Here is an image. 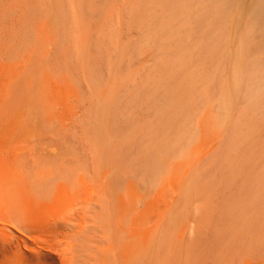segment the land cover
Returning <instances> with one entry per match:
<instances>
[{
  "label": "rangeland",
  "instance_id": "374dc122",
  "mask_svg": "<svg viewBox=\"0 0 264 264\" xmlns=\"http://www.w3.org/2000/svg\"><path fill=\"white\" fill-rule=\"evenodd\" d=\"M49 1L0 0V109L7 108L5 111L0 110V115L3 116L2 118L0 116V138L3 136L1 139L4 137L8 139L4 138L3 142L0 139V146H2L0 149H4L0 150V180L2 179L0 208L6 212L3 213L6 216L13 215V221L11 217L8 218L14 222L21 220L20 216L23 212L20 210L21 207L26 208V204L28 207L25 212L27 214L33 212L31 209L34 205H31L28 200H26L28 203L21 200L23 197L19 195L20 193L18 194L20 192L18 189V192L16 191L18 197H16L15 186L18 183L20 185L21 182L24 184L30 179L33 182L36 178L41 180L48 172L49 175L45 176V180L48 177L47 183H43L45 186L42 183L41 186H35L40 185L38 180L34 185L33 182L26 181L24 186L26 185V188L32 184L34 187L31 185V188L33 187L35 192L37 187L41 189L40 187L43 186V190L39 191L37 188L38 194L42 195L41 191L47 192L48 186L54 184V188L49 186L51 190H55L53 193L49 191L53 197L48 192L44 193L46 196L51 195L50 200L54 198L53 204L52 202L50 204L59 210L55 211L51 205L49 206L51 210L47 208L49 215L46 213L40 216L39 214L40 217L36 216V218L43 222L51 217L54 219L53 216H59L64 210L66 212L71 210L74 213V222L68 224L71 227L68 225L64 227V230L60 231L63 233L58 236L64 237H62L64 243L67 242L65 238L71 240L77 238L75 242V239L72 242L85 243L80 251L82 259L87 252L89 254L86 256L89 255L91 258L93 253L94 255L97 253L96 255L100 258L107 257V262L111 259L110 264H112L115 259L111 255L114 253L113 256H115L119 251L118 243L126 242L122 245L123 250H120V255L124 256L127 251L131 253L128 248H131L133 253L138 250V246L137 249L134 248L135 245L131 241L133 238L136 240L139 234L145 235L147 232L150 235L146 234V236L149 237L143 236V238L144 240L147 238L149 242L143 241L142 235L139 236L140 239H137L138 244L141 239L143 241L141 244L145 245L146 242V247L139 244L143 253L142 249L137 253L134 252L137 259L135 262L141 254H145V250L147 253L141 256L146 259L140 262V257V260L136 262L138 264H148V262L149 264H264V36L258 35L262 33L251 22L252 0H245V7L242 6L240 9L225 4V1L230 3L228 0H57L54 2L57 6L54 8L55 4L51 1V7L48 6ZM236 11H238L237 14ZM54 17L62 23V26L58 22V24L55 23L57 26L55 28L61 27V33H63L61 29L65 28L63 35L57 33L59 30L54 31L53 23L55 20L58 21ZM56 33L59 35H57L58 38L64 37H60V40L55 37ZM68 36L72 39H67ZM54 38L60 40L56 42L59 46L55 45ZM53 45L57 46L55 49L57 53L52 51ZM7 47L11 48L10 50L14 49L10 52ZM6 49L12 58L18 56V53L20 56L23 55L20 61L17 60L19 58L17 56L16 60L13 59L15 64L17 63L15 61H18L17 67L11 61V56L8 57L7 51L4 52ZM13 51L16 52L13 54ZM44 51L47 53L49 51L50 54ZM41 53L47 55L43 59L49 55L50 59L53 61L54 57L55 61L46 59L43 62L41 59L40 65ZM3 55L7 56L4 58ZM56 55L63 60L62 64ZM1 58L10 59L2 61ZM21 59L25 61L21 63ZM56 60L60 62L59 66ZM33 62L36 63L33 64ZM47 62L52 66L56 63L53 66L55 68L49 67ZM12 64L15 66L12 67ZM23 64L27 65L26 69L31 68V71L29 68V76L27 70L24 71L25 68L20 66ZM42 64L44 67L56 69L53 74V69L49 72L53 76L46 70L45 74L49 76L42 73V79H40L38 74L43 69ZM18 66L22 70H19ZM35 67L38 68L37 70L40 69V72L36 70L37 73L39 72L38 76L33 74ZM235 67H238L236 87L232 84ZM44 76L47 77L46 80L43 79ZM25 77L30 84L39 79L40 82L32 83L33 87H31ZM33 79L35 80L32 81ZM36 84L43 88L38 89ZM47 85L51 86L50 90L47 89ZM35 86L40 94L46 86L43 92L45 97L42 99H47L46 106L50 107L48 114L49 107H43L45 104L43 100L40 98L41 103L35 100L37 94L39 97L43 95L36 93V89L35 95L33 92L34 96H32ZM45 93L50 95V98ZM48 98L49 102H47ZM37 102L40 105L43 103L41 109L45 108L44 111H40ZM233 102L238 104H235L236 109ZM24 109L29 110L30 113L33 112V121L26 120L27 118L31 120L32 115L28 112L24 113L26 112ZM34 109L37 113L33 111ZM10 112L15 117L8 116L10 120L7 121L6 116ZM22 112L27 116H21ZM34 115L37 118L40 116L39 119L34 118ZM47 116L52 120L46 119ZM34 119L37 120L36 123ZM225 120L226 122L223 123ZM21 123L24 124H22L23 127ZM33 131L35 135L32 134ZM46 132H49L52 137ZM218 132L221 137L223 136L220 137L221 140H217ZM33 136L36 140L34 144L29 145ZM46 136L50 142L48 138H46L47 141L44 140ZM21 141H24L25 145ZM216 141L219 142L216 143ZM45 142L48 144L46 145ZM13 143L19 144H16L17 146L14 144V148L11 149ZM212 143L213 145H210ZM26 144L30 147L36 146L34 149H38L39 158L37 154L35 157L31 153L34 149L27 147ZM7 146L9 150L6 149ZM209 148L210 150H207ZM25 149L26 152H24ZM10 153L16 154H12L13 159ZM24 155H27L26 160ZM40 155L46 161L50 158L48 160L50 164L42 160ZM52 155L56 159H52ZM59 156L63 160L60 164ZM19 157L23 158V161L20 160L21 165ZM4 160L10 163L7 164ZM38 161L41 163L38 164ZM2 163L4 167L1 166ZM32 163L40 166L37 168ZM43 163H46L45 166ZM51 163H55L56 167ZM16 165L18 170L15 171ZM50 165H54L55 168H51ZM116 165L119 167H115ZM32 166L37 169H31ZM112 167H115L114 170L122 171L114 172L111 170ZM71 168L74 171L70 172ZM4 170H6L5 173ZM13 170L14 175L18 172L19 174L12 176ZM31 170L38 173L31 174ZM110 172H114L116 177L118 174V178L114 179L115 176L110 175ZM82 174L85 175L80 177ZM50 175L58 181L55 182L53 179L54 182L51 184ZM24 176L27 177L25 181ZM13 179L15 180L12 181ZM43 179L41 182L44 181ZM66 179L70 184L69 188ZM9 180L12 185L15 183V186L10 185L12 186L10 187ZM92 180L94 182H91ZM120 181L124 187H127L117 184ZM5 186H8V190ZM24 186L21 185V187ZM10 188L14 190L12 193ZM61 188L69 189V193ZM124 189L127 191L131 189L133 192L134 202H136L134 207L137 206L138 212L134 208L136 217L134 211L133 217H130L132 220H126L129 223L134 220L133 224L131 223L133 229L130 232L132 240L128 241L129 232L121 231L118 243L113 244L115 231L123 229L117 222L113 207L116 198L113 195L115 194L116 197L120 194L119 192L124 194L126 191H123ZM64 192L68 195L67 198ZM13 193L15 196L12 195ZM56 196H61L57 197L60 203L56 200ZM15 198L19 201H15ZM198 200L201 201L197 202ZM20 201H23L21 207ZM15 206L16 208L19 206L20 210H17ZM2 207H6L7 210ZM13 211L21 213L17 220L15 219L17 213ZM137 213L140 214L139 217ZM140 217L141 222L135 223L134 218ZM52 218L50 223L55 222ZM24 219L23 217V221ZM167 219L169 221L171 219L170 223H173V227L168 224ZM164 221L166 223L162 224ZM25 223L28 224V221ZM169 225L172 230H167ZM185 226L189 227L184 228ZM60 229L63 228L60 227ZM154 229L157 230H155L157 234H154L155 236L152 234L155 233ZM180 229L187 231L183 234V230L180 232ZM138 231L140 232L137 235ZM167 231L170 233L166 234ZM58 233L57 230L56 236L52 235L51 240L53 236H55L53 240H59ZM132 233L136 237H133ZM87 238L95 241V246L94 242L90 243L92 245L88 244L90 240ZM162 238L166 239L162 240ZM99 239L104 240L99 242L103 243L100 247L106 245L103 248L104 252L102 248L98 249L99 247L96 246L99 244L97 243ZM57 243V246L62 244L61 238ZM151 243H154L153 247ZM166 244L168 246H164ZM79 245L76 247L78 251L81 249ZM86 245L90 250L86 251ZM108 246L111 248L105 249ZM84 249L86 252L83 251ZM155 251L159 253L156 254ZM86 256L85 258L88 259L89 256ZM93 257L96 259L97 256ZM150 257L157 258V262L153 259L148 261ZM100 258L96 259L98 264L101 261ZM96 261H93V264H97Z\"/></svg>",
  "mask_w": 264,
  "mask_h": 264
},
{
  "label": "bare ground",
  "instance_id": "6f19581e",
  "mask_svg": "<svg viewBox=\"0 0 264 264\" xmlns=\"http://www.w3.org/2000/svg\"><path fill=\"white\" fill-rule=\"evenodd\" d=\"M50 1H51L52 4H55L54 2H57V0H56V1H54V0H50ZM50 1H49V3H50ZM52 1H53V2H52ZM146 1H147V0H146ZM195 1H196V0H195ZM228 1H229L230 3H228V2L225 1V4H230V5H232L233 7H237V9H240V8H241L242 6H244V4H245V0H228ZM246 1H247V0H246ZM51 3H50V5H48V4H47V5L51 7V5H52ZM56 6H57L56 4H55V6L53 5V8L56 7ZM246 6H247V5H246ZM124 7H125V6H124ZM223 7H224V6H223ZM244 7H245V6H244ZM250 7H251V13H252V16H251V22H252V24L256 25V26H257L256 29H258V31L260 30V32L262 33V34H258V35H262L261 37H263V36H264V0H252V2L250 3ZM122 9H123V8H122ZM224 9H225V8H224ZM54 12H55V11H54ZM54 12H53V13H54ZM206 12H207V11H206ZM237 12H238V11H236V14H237ZM54 16H55V15H54ZM54 19H57V17H56V18L54 17ZM57 20H58V21L55 20L56 22L54 21L53 24H55V23L58 24V23H59V25H61L62 23L59 22V19H57ZM57 22H58V23H57ZM56 24H55V26H53V27H54V31H55V29L57 28ZM61 26H62V25H61ZM63 26H64V25H63ZM55 27H56V28H55ZM58 28H59V29H56V31L59 30V32H57V33L59 34V33H61V32H60V28H61V27L58 26ZM231 28H232V27H231ZM64 30H65V28H64L63 30L61 29V31H63V33H61L62 35L64 34ZM94 32H95V31H94ZM54 33H55V32H54ZM57 33L55 34V37H57V35H58ZM197 33H198V32H197ZM236 33H237V32H236ZM71 34H72V33H71ZM92 35H94V34H92ZM199 35H200V34H199ZM58 36H59V35H58ZM90 36H91V35H90ZM60 37H61V36H60ZM60 37H59V38L57 37V38L60 39ZM62 37H64V36H62ZM62 37H61V38H62ZM74 37H75V36H74ZM69 38H71V37L68 36L67 39H69ZM71 39H72V38H71ZM54 40H55V45L59 46V44H56V42H58V41L60 42L61 39H60V40H56V38H54ZM54 40H53V41H54ZM76 40H77V38H76ZM88 40H89V39H88ZM92 42H93V41H92ZM221 42H222V41H221ZM248 42H249V41H248ZM53 43H54V42H53ZM90 43H91V42H90ZM71 44H72V43H71ZM91 44H92V43H91ZM68 45H69V44H68ZM53 46H54V45H53ZM57 46H56V47H57ZM72 46H73V45H72ZM234 46H235V45H234ZM234 46H233V47H234ZM54 47H55V46H54ZM54 47H52L53 50H52V48H51V50H52L53 52L55 51V53H57L56 50H55L56 47H55V48H54ZM228 47H229V46H228ZM64 48H65V47H64ZM68 48H69V46H68ZM73 48H75V46H73ZM7 49H8V47H7ZM7 49L4 50V52H6V51H7V53H8L9 51L11 52L14 48H12V50H10L11 48H9V49H8L9 51H8ZM231 49H232V48H231ZM231 49H230V50H231ZM51 50H50V51H51ZM63 50H64V49H63ZM63 50H62V51H63ZM14 52H16V51H13L12 53L14 54ZM21 53H22V52H20V54H21ZM44 53H46V54H50L49 51H48V53H47V51H44ZM44 53H41V54H44ZM62 53H63V52H62ZM166 53H167V52H166ZM166 53H165V54H166ZM5 54H6V53H5ZM41 54H40V58H39V56H38V58L40 59V61H39L40 65H41V59H43L44 57L47 56L46 54H44L43 56H41ZM51 54H53V56H54V53L51 52ZM60 54H61V52L59 53V55H60ZM75 54H76V53H75ZM165 54H164V55H165ZM168 54L170 55V52H169ZM9 55L11 56L10 53H8V57H9ZM25 55H26V54H25ZM45 55H46V56H45ZM160 55H161V54H160ZM160 55H159V56H160ZM6 56H7V55H6ZM6 56L3 55L4 58H5ZM16 56H17V55H16ZM16 56H13V58H12V56H11V59H12L11 61L13 62V64H15L14 61H13V59L16 60L17 57H19V58L17 59V60H19L21 56L23 57V55L20 56L19 53H18V56H17V57H16ZM26 56H27V55H26ZM61 56H62V55H61ZM80 56H81V55H80ZM223 56H224V55H223ZM14 57H16V58H14ZM41 57H42V58H41ZM51 57H52V55H51ZM54 57H55V56H54ZM54 57L52 58V59H53V61H52V60L50 59V56L48 55L47 58L43 59V62H44V60H46V59H49L50 61L54 62V61H55V60H54ZM58 57H60V56H57V55H56V58H58ZM4 58H3V59H4ZM238 58H240V57H238ZM3 59L1 58L2 61L6 60V59L8 60V59H10V58H6V59H4V60H3ZM25 59H26V58H25ZM25 59H23V61H25ZM58 59H60V58H58ZM142 59H143V58H142ZM240 60H241V59H240ZM19 61H20V60H19ZM23 61H22V59H21V63H22ZM34 61H35V60H34ZM56 61H57V60H56ZM58 61H60V62L62 61V62H63V60H61V59L58 60ZM58 61H57V62H58ZM140 61H141V60H140ZM228 61H230V60H228ZM15 62L18 63V61H15ZM60 62H58V64H57L58 66H59V63H60ZM62 62H61V64H62ZM238 62H239V61H238ZM17 63L15 64L16 66L12 64V67H13V66L17 67V65L19 64V63H18V64H17ZM35 63H36V62H35ZM35 63L33 62V64H35ZM39 63H38V64H39ZM47 63H48L47 65L50 64L49 62H47ZM228 63H229V62H228ZM31 64H32V63H31ZM31 64H30V65H31ZM38 64H36V65H37L36 67H38ZM53 64H54V63H53ZM55 64H56V63H55ZM55 64H54L53 66H55ZM40 65H39V66H40ZM42 65H43V69H45V70H43V69L41 68V66H40L39 68L42 69L41 72H40V69L37 70L38 68H36V67H35V71H34V73L32 72L33 74H36V75L40 72V73L38 74V75H40V76H39L40 79H42V73H44L45 76H47V75L45 74L46 72H47L48 74L51 75V73H49V72H51V70H52L53 68H55V67L52 66V64L49 65V67H53V68H49L48 66H47V67H44V64H42ZM226 65H227V64H226ZM236 65H238V64L236 63ZM20 66H22V67L25 68L27 65L24 66V64H23V65H20ZM20 66H18V69H19ZM33 66H35V65H33ZM33 66H32V70H33ZM58 66H57V70L59 69ZM60 66H61V65H60ZM28 67H29V66H28ZM141 67H142V66H141ZM24 68H23V69H24ZM26 68H27V67H26ZM26 68H25L24 71L27 70L26 72H28V74H27V73H26V74L29 76V68H30V67H29L28 69H26ZM48 68H49V69H48ZM20 69H21V68H20ZM20 69H19V70H20ZM11 70H12V68H11ZM15 70H16V69H15ZM15 70H14L13 72H15ZM21 70H22V69H21ZM36 70L39 71V72L37 73ZM46 70H47V71H46ZM49 70H50V71H49ZM54 70H56V69H53V70H52V74H53V71H54ZM138 70H139V69H138ZM234 70H235V76H234V78L232 79V84H233L234 87H236L237 84H238V81H237V78H236V77H237V70H238V67H237V68L235 67ZM30 71H31V68H30ZM45 71H46V72H45ZM139 71H140V70H139ZM229 71H230V70H229ZM229 71H228V72H229ZM6 72H8V70H7ZM228 72H227V73H228ZM30 73H31V72H30ZM32 73H31V74H32ZM55 73H56V71H55ZM217 73H218V72H217ZM27 75H26V76H27ZM36 75H35V79H37L36 77L38 76V75H37V76H36ZM228 75H229V74H228ZM7 76H8V75H7ZM33 76H34V75H33ZM45 76H44L43 79L46 80V78H47L49 75H48L47 77H45ZM51 76H53V75H51ZM226 77H227V79H228V76H226ZM32 78H33V77L31 76V79H32ZM229 78H230V77H229ZM25 79H27V82L29 81L27 77H25ZM25 79H24V82H25ZM35 79H33L32 81H34ZM40 79H39V80H40ZM54 79H55V78H54ZM54 79H53V80H54ZM227 79H226V81H227ZM39 80H38V81H39ZM45 80H44V83H45ZM55 80H56V79H55ZM55 80H54V81H55ZM252 80H253V78H252ZM30 81H31V80H30ZM38 81L36 80V82L34 81V82H32V83H38ZM54 81H53L52 83H54ZM27 82H26V83H27ZM39 82H40V81H39ZM42 82H43V81H42ZM28 83H29V85L31 86L32 83H31V84H30V82H28ZM23 84H24V83H23ZM38 84H39V83H38ZM41 84H42V83H41ZM228 84H229V83H228ZM228 84H227V86H228V89H229L230 84H229V85H228ZM24 85H25V84H24ZM32 85H33V84H32ZM34 85H35V84H34ZM36 85H37V84H36ZM42 85L44 86V84H42ZM42 85H41V86H42ZM49 85H50V84H49ZM49 85H47V89H48V90H50L49 87H51V86H49ZM51 85H52V84H51ZM54 85H55V84H54ZM125 85H126V84H125ZM21 86H22V85H21ZM21 86H20V87H21ZM25 86H27V85H25ZM25 86H24V87H25ZM43 86H42V87H38V85H37L38 89H39V88H43ZM224 86H225V85H224ZM28 87H29V86H28ZM31 87H33V86H31ZM124 87H125V86H124ZM210 87H211V86H210ZM26 88H27V87H26ZM45 88H46V86L44 87V90H45ZM22 89H24V88H22ZM30 89H32V88H30ZM30 89H28V90L31 91ZM36 89H37V88H36V86H35V89H33V90H35V91H32V96L35 95ZM38 89H37V92H36V93H39V94H40V92H38ZM217 89H218V88H217ZM233 89H234V88H233ZM24 90H26V89H24ZM42 90H43V89H42ZM44 90H43V92H45ZM48 90L46 91L47 93H48ZM209 90H210V89H209ZM22 91H23V90H22ZM26 91H27V90H26ZM26 91H25V93H26ZM39 91H40V90H39ZM33 92H34V95H33ZM43 92L41 93L42 95L44 94ZM216 92H217V91H216ZM218 92H219V91H218ZM222 92H223V91H222ZM222 92H221V93H222ZM28 93H29V92H28ZM41 94H40V96H41ZM215 94H216V93H215ZM24 95H25V94H24ZM37 95H38V94H37ZM37 95H36V96H37ZM45 95H46L47 97L50 96V95L48 96V94H46V93H45ZM230 95H231V91H230ZM32 96H31V97H32ZM36 96H35V100H36V101L39 100V102L41 101L40 98L42 99V98L45 97L44 95H43L42 97H39V95H38V96H37L38 98H37ZM231 96H232V95H231ZM47 97H46V98H47ZM211 97H212V96H211ZM232 97H233V96H232ZM232 97H231V99H234V98H232ZM33 98H34V97H33ZM36 98H37V99H36ZM49 98H50V97H49ZM49 98H48V101H47V102H49ZM21 99H22V98H21ZM30 99H32V98H30ZM27 100H28V99H27ZM27 100H24V101H27ZM42 100H43V99H42ZM45 100H47V99H44V100H43L44 103H45ZM236 100H237V99H236ZM21 101H22V100H21ZM36 101L33 100V102H36ZM232 101H233V100H232ZM33 102H32V103H33ZM24 103H28V102H24ZM32 103H31V104H32ZM37 103H38V102H37ZM37 103H36V104H37ZM40 103H41V102H40ZM40 103H38V105L40 106V107H38V108L40 109V111H42V110L44 111L45 108L41 109V108H42L41 105H42L43 103H42L41 105H40ZM207 103H208V102H207ZM212 103H213V101H212ZM20 104H21V102H20ZM33 104H35V103H33ZM46 104H47V103L43 104V107L46 106ZM49 104H50V103H49ZM233 104H234V102H233ZM235 104H237V103H235ZM235 104H234V107H235ZM38 105H34V106H38ZM237 105H238V104H237ZM18 106H20V105H18ZM23 106H25V104H24ZM27 106H28V105H26V107H27ZM29 106L31 107V105H29ZM207 106H208V105H207ZM239 106H240V105H239ZM239 106H238V107H239ZM3 107H4V106H3ZM47 107H49V106L47 105L46 108H47ZM5 108H6V107H5ZM36 108H37V107H36ZM204 108H206V107H204ZM239 108H240V107H239ZM6 109H7V108H6ZM6 109H3V108H2V109H0V110H1V111H2V110L5 111ZM22 109H23V108H22ZM25 109H26V108H25ZM25 109H24V110H25ZM28 109L32 110L31 108H28ZM47 109H48V110H47V114H48V113H49V109H50V107L47 108ZM235 109H236V107H235ZM19 110H21V109H19ZM51 110H52V108H51ZM212 110H214V109H212ZM230 110H232V109H230ZM25 111H26V112H24V113H27V112L30 113L29 110H25ZM33 111H35V112L37 113V110L34 109ZM40 111H39V112H40ZM235 111H237V110H235ZM232 112H233V111H232ZM4 113H6V112H4ZM16 113H17V112H15V114H16ZM19 113H20V112H19ZM22 113H23V112H22ZM22 113H21V116L24 115V113H23V114H22ZM36 113H35V115H36ZM41 113H42V112H41ZM9 114H10V115H9ZM30 114L32 115L31 120H30V118H27L26 120L29 119L28 121L31 122V121H33V120H32V118H33V112L30 113ZM50 114H51V113H50ZM52 114H53V113H52ZM81 114H82V113H81ZM229 114L232 115V113H229ZM234 114H235V112H234ZM239 114H240V113H239ZM13 115H14V114H11V112L8 113V115L6 116L7 119H8L7 121L10 120V119L8 118V116H13ZM17 115H18V114H17ZM25 115L27 116V114H25ZM25 115H24V116H25ZM35 115H34V118L36 117V119H39L40 116L37 118V116H35ZM38 115H40V113H39ZM0 116H1V115H0ZM26 116H25V117H26ZM50 116H51V115H50ZM85 116H86V115H85ZM150 116H151V115H150ZM228 116H230V115H228ZM233 116H235V115H233ZM236 116H237V115H236ZM2 117H3V116H1V118H2ZM6 117H4V118H6ZM13 117H15V115H14ZM16 117H17V116H16ZM25 117H24V118H25ZM28 117H29V115H28ZM52 117H53V116H52ZM200 117H201V116H200ZM10 118H11V117H10ZM24 118H23V121H25ZM79 118H80V117H79ZM83 118H84V116H83ZM91 118H92V117H91ZM149 118H150V117H149ZM152 118H153V117H152ZM198 118H199V117H198ZM12 119H13V118H12ZM36 119H34L35 123H36V121H37ZM46 119H51V120H52V118H51V117L49 118L48 116L46 117ZM225 119H227V120H231L232 118H231V119H230V118H229V119H228V118H225ZM233 119H234V118H233ZM44 120H45V119H44ZM77 120H78V119H77ZM90 120H91V119H90ZM236 120H237V119H235V121H236ZM1 121H2V119H1ZM7 121H5V122L7 123ZM12 121H13V120H12ZM15 121H16V120H15ZM23 121H22V122H23ZM47 121H48V120H47ZM85 121H86V120H85ZM91 121H92V120H91ZM220 121H221V120H220ZM3 122H4V119H3ZM25 122H26V121H25ZM211 122H212V121H211ZM211 122H210V123H211ZM225 122H226V120H225L223 123H225ZM230 122H232V121H230ZM10 123H12V122H10ZM16 123H17V121H16ZM16 123H15V124L13 123V124L16 125ZM35 123H34V124H35ZM92 123H93V122H92ZM212 123H213V122H212ZM223 123H222V125H224ZM233 123H234V122H233ZM22 124H23V123H21V125H22ZM34 124H30V126H31V125L34 126ZM76 124H77V122H76ZM201 124H202V123H201ZM229 124H231V123H229ZM10 125H11V124H10ZM23 125H24V124H23ZM23 125H22L21 127H23ZM47 125H48V124H47ZM49 125H50V124H49ZM88 125H89V124H88ZM91 125H92V124H91ZM227 125H228V124H227ZM233 125H234V124H233ZM12 126H13V125H12ZM18 126H20V124H19ZM76 126L78 127L79 125H76ZM231 126H232V125H231ZM231 126H227V128H228V127L231 128ZM8 127H9V126H8ZM14 127H15V126H14ZM14 127H12V128H14ZM21 127H19V129H21ZM49 127H50V126H48V128H49ZM77 127H76V128H77ZM198 127H199V125H198ZM215 127H216V126H215ZM220 127H222V126H220ZM15 128H16V127H15ZM15 128H14V129H15ZM30 128L32 129V128H34V127H30ZM80 128H81V127H80ZM224 128H225V127H224ZM5 129H6V128H5ZM16 129H17V128H16ZM19 129H18V130H19ZM31 129H30V130H31ZM52 129H53V127H52ZM216 129H217V128H216ZM222 129H223V128H222ZM9 130H10V129H9ZM9 130H8V131H9ZM18 130H12V131H18ZM27 130H28V126H27V128H26V131H27ZM47 130H48V129H47ZM54 130H55V129H54ZM229 130H230V129H229ZM1 131H2V129H1ZM4 131H6V130H4ZM20 131H21V130H20ZM20 131H19V134H20ZM23 131H24V130H23ZM34 131H36V130H34ZM34 131H33L32 134L35 133ZM40 131H41V130H40ZM48 131H49V130H48ZM50 131H51V130H50ZM227 131H228V129H227ZM28 132H29V131H28ZM28 132H27V133H28ZM36 132H37V131H36ZM79 132H80V131H79ZM219 132H220V134H221V131H219ZM219 132H218V136H219V137L217 136L218 139H217V137H216L215 140H216V139H217V140H221V139H220L221 135H219ZM7 133H8V132H7ZM17 133H18V132H17ZM17 133H16V134H17ZM23 133H24V132H23ZM46 133H49V132H46ZM52 133H53V131H52ZM224 133H225V132H224ZM227 133H229V131H228ZM0 134H1V133H0ZM5 134H6V132H5ZM5 134L3 133L4 136H5ZM28 134H31V132L28 133ZM28 134L25 133V135H28ZM49 134H50V133H49ZM55 134H56V133H55ZM55 134H54V135H55ZM192 134H193V133H192ZM11 135H12V134H11ZM11 135H10V136H11ZM34 135H35V134H34ZM39 135H40V132H39ZM222 135H223V134H222ZM1 136H2V135H1ZM7 136H9V134H7ZM7 136H6V137H7ZM28 136H29V135H28ZM28 136H27V137H28ZM50 136H51V134H50ZM224 136H226V134H225ZM2 137H3V136H2ZM2 137H1V138H2ZM23 137H24V136H23ZM23 137H22V139H24ZM36 137H37V136H36ZM51 137H52V136H51ZM222 137H223V136H222ZM222 137H221V138H222ZM1 138H0V139H1ZM4 138H5V137H4ZM4 138L1 139V141H2V140L5 141V139H7V138H5V139H4ZM9 138L12 139V137H9ZM42 138H43V136L41 137V139H42ZM46 138H48V136L44 137V140H45V141H47V140L49 139V138H48V139L46 140ZM224 138H225V137H224ZM11 139H9V140H11ZM22 139H21V140H22ZM25 139H26V138H25ZM7 140H8V139H7ZM31 140H32V142H31ZM31 140H30L29 145H31V143H33L34 140H36V139H34V136H33V139L31 138ZM39 140H40V139H39ZM39 140H38V141H39ZM12 141H13V140H12ZM38 141H36V143H38ZM2 142H3V141H2ZM9 142H10V141H9ZM18 142H19V141H18ZM23 142H24V141H23ZM23 142L21 141V143H23ZM39 142H40V141H39ZM41 142H42V140H41ZM41 142H40V143H41ZM49 142H50V139H49ZM214 142H215V141H214ZM214 142H213V143H214ZM217 142H219V141H216V143H217ZM43 143H44V141H43ZM45 143H46V142H45ZM213 143L210 144V145H213ZM216 143H215V144H216ZM14 144H15V143H13L12 146L10 145V146H11V149H12V147L14 146ZM16 144H19V143H16ZM16 144H15V145H16ZM33 144H34V143H33ZM33 144H32V146H33ZM47 144H48V143H46V145H47ZM23 145H25V143H23ZM29 145L27 146V144H26L27 147H30ZM38 145H39V143H38ZM38 145H37V147H38ZM43 145H44V144H43ZM16 146H17V145H16ZM26 146H25V147H26ZM0 147H2V146H0ZM7 147H8V146H7ZM20 147H21V146H20ZM27 147H26V148H27ZM40 147H41V145H40ZM43 147H44V146H43ZM47 147H48V146H47ZM209 147H212V146H209ZM13 148H14V147H13ZM30 148H33V149H34V148H36V146L30 147ZM6 149L9 150V147L6 148ZM6 149H5V150H6ZM18 149H19V147L17 148V150H18ZM20 149H22V148H20ZM27 149H28V148H27ZM33 149H32L31 151H33ZM43 149H47V148H43ZM51 149H52V148H51ZM0 150H2V149H0ZM3 150H4V149H3ZM3 150H2V151H3ZM15 150H16V149H15ZM17 150H16V151H17ZM37 150H38V149H36V150L34 149L35 153H34V151L31 152V153H33L34 155L37 154V156H38V158H39V153H38ZM205 150H206V149H205ZM207 150H210V148L207 149ZM16 151H14V152H16ZM19 151L21 152V151H23V150H19ZM36 151H37V153H36ZM43 151H44V150H43ZM52 151H55V150H52ZM5 152H6V151H5ZM10 152H12V151H10ZM24 152H26V149L24 150ZM24 152H23V153H24ZM27 152H28V151H27ZM29 152H30V150H29ZM39 152H40V151H39ZM46 152H48V150H46ZM207 152H208V151H207ZM2 153H3V152H2ZM23 153H22V154H23ZM31 153H28V154H31ZM42 153H43V152H42ZM49 153H50V152H49ZM52 153H53V152H52ZM10 154H11V153H10ZM12 154H13V153H12ZM12 154H11V155H12ZM14 154H15V153H14ZM14 154H13V155H14ZM22 154H21V155H22ZM24 154H25V153H24ZM33 154H32V156H33ZM44 154H45V153H44ZM56 154H57V153H56ZM0 155H1V153H0ZM6 155H7V154H6ZM11 155H10V156H11ZM13 155H12V158H11V159H13ZM15 155H16V154H15ZM42 155H43V154H42ZM42 155H40V157H42ZM59 155H60V153H59ZM64 155H65V154H64ZM4 156H5V155H4ZM26 156H27V155H26ZM26 156L24 155L25 160H26V158H27ZM37 156L35 155V157H37ZM49 156H50V155H49ZM57 156H58V155H57ZM60 156H61V155H60ZM60 156H59L58 158H61ZM66 156H67V155H66ZM78 156H79V155H78ZM200 156H201V155H199V157H200ZM22 157H23V156H22ZM30 157H31V156H30ZM52 157H53V155H52ZM54 157H55V156H54ZM54 157H53L52 159H56V158H54ZM62 157H63V156H62ZM19 158H21V157H19ZM31 158H32V157H31ZM48 158H49V157H48ZM58 158H57V159H58ZM63 158H64V157H63ZM4 159H5V158H4ZM22 159H23V158L19 159V164H20V160H22ZM32 159H33V158H32ZM34 159H37V158H34ZM43 159H44V158L42 157V160H43ZM49 159H50V158H49ZM49 159H47V161H46V159H44V160L46 161V163H49V162H50V161L48 162ZM38 160H39V159H38ZM4 161H5V160H4ZM10 161H11V160H10ZM22 161H23V160H22ZM39 161H40V160H39ZM39 161H38V164L41 163V162H39ZM62 161H63V160H62V158H61L60 161H58L59 164H60V162H62ZM64 161H65V160H64ZM67 161H68V160H67ZM24 162H25V161H24ZM42 162H44V161H42ZM52 162H53V160H52ZM54 162H55V161H54ZM56 162H57V161H56ZM56 162H55V163H56ZM58 162H57V163H58ZM74 162H75V161H74ZM121 162H122V161H120V163H121ZM5 163L9 164L10 162L6 160ZM36 163H37V161H36ZM46 163H45V164H46ZM55 163H51V164H54V165H55ZM118 163H119V162H118ZM25 164H26V163H25ZM33 164H34V163H32V165H33ZM38 164H36V165L34 164V165L37 166V168H38V167L40 166V165L38 166ZM43 164H44V163H43ZM45 164H44V166H45ZM49 164H50V163H49ZM49 164H48V165H49ZM72 164H73V163H72ZM72 164H71V165H72ZM5 165H6V164H5ZM20 165H21V164H20ZM23 165H24V164H23ZM30 165H31V164H30ZM54 165H53V166H54ZM118 165H120V164H118ZM1 166L4 167L3 163H2ZM25 166L27 167V165H25ZM44 166H43V169H45ZM53 166L50 165L51 168H55V167H56V165H55V167H53ZM120 166H121V165H120ZM15 167H16L15 171L18 170V169H17V165H16ZM26 167H25V168H26ZM32 167H33V166H32ZM32 167H30V168H31V169H34V168L37 169L36 167H33V168H32ZM115 167H117V165H116ZM115 167H114V168H115ZM118 167H119V166H118ZM118 167H117V168H118ZM5 168H6V167H5ZM5 168H4V169H5ZM18 168H20L19 165H18ZM114 168L112 167L111 170L113 171ZM120 168H121V167H120ZM20 169H21V168H20ZM22 169H24V167H23ZM41 169H42V167H41ZM47 169H49V168H47ZM47 169H46L45 171H47ZM78 169H80V167H79ZM2 170H3V169H2ZM7 170H8V169H7ZM11 170H12V169H11ZM27 170L29 171V169H27ZM50 170H51V169H50ZM81 170H82V168H81ZM119 170H120V169H119ZM119 170H114V172H116V171L119 172ZM0 171H1V168H0ZM5 171H6V170H4V173H5ZM13 171H14V170H13ZM15 171L12 173V176L14 175ZM25 171H26V170H25ZM28 171H27V173H28V175H29V174H30V173H29L30 171H29V172H28ZM39 171H40V169H39ZM45 171H44V172H45ZM71 171H74L73 168H71L70 172H71ZM84 171H86V170H84ZM120 171H122V170H120ZM11 172H12V171H11ZM11 172H10V173H11ZM20 172L22 173V171H20ZM31 172H32L31 174H33V173L36 172V171L31 170ZM114 172H110V173H111L110 175L115 176ZM118 172H117V173H118ZM4 173H3V175L5 176ZM6 173H8V171H7ZM21 173H20V174H21ZM25 173H26V172H25ZM36 173H38V171H37ZM36 173H35V174H36ZM40 173H41V172H40ZM42 173H43V172H42ZM86 173H87V172H85V174H86ZM112 173H113V174H112ZM120 173H121V172H120ZM16 174H19V172L16 173ZM16 174H15V175H16ZM23 174H24V173H23ZM46 174H48V172H47ZM46 174L43 176L44 179L41 177V178L44 180L43 182H41V180H42L41 178H40L41 180H38V179L36 178V180H34V182H33V180H31V179H30V180H26L27 177L25 178V176H24L23 178H25L24 181L26 180V181L33 182V185H34V183L38 180L37 182L40 183V185H39V184H38V185L36 184L35 186H41V183H42V185H44L45 183H47L46 180H47L48 177H46V180H45V176H48L49 174H48V175H46ZM71 174H72V173H71ZM85 174H82L80 177H83ZM7 175H8V174H7ZM10 175H11V174H10ZM15 175H14V176H15ZM28 175H27V176H28ZM1 176H2V174H1ZM18 176H19V175H18ZM20 176H21V175H20ZM29 176H31V175H29ZM29 176H28V177H29ZM32 176L34 177V175H32ZM35 176H37V175H35ZM41 176H42V175H41ZM50 176H51V177H50ZM50 176H49V177H50L51 180H52V181H51V184H53V182H54L55 179L52 178V175H50ZM112 176H111V177H112ZM118 176H119V175L117 174V177L115 176V177H113V178H114V179H115V178L117 179ZM39 177H40V174H39ZM39 177H38V178H39ZM69 177H71L70 174H69ZM2 178H3V176H2ZM5 178H6V176H5ZM8 178H9V177H8ZM10 178H11V177H10ZM15 178H16V177H15ZM17 178H20V177H17ZM17 178H16V179H17ZM30 178H32V177H30ZM55 178H56V177H55ZM67 178H68V177H67ZM32 179H35V178H32ZM53 179H54V180H53ZM82 179H84V178H82ZM91 179H92V178H91ZM1 180H2V179H1ZM1 180H0V182H1ZM3 180H4V178H3ZM14 180H15V179H13L12 181H14ZM21 180H22V178H21ZM49 180H50V179H49ZM49 180H48V181H49ZM67 180H68V179H66L65 181H67ZM16 181H17V180H16ZM18 181H19V179H18ZM26 181H25V182H26ZM56 181H58L57 178H56L55 182H56ZM88 181L90 182L89 179H88ZM113 181H114V180H113ZM116 181H117V180H116ZM7 182H8V181H7ZM19 182H21V181H19ZM25 182H24V184L27 183V182H26V183H25ZM30 182H29V184H30ZM44 182H45V183H44ZM49 182H50V181H49ZM60 182H61V181H60ZM91 182H94V181L92 180ZM9 183H10V180H9ZM22 183H23V182H21L20 185H19V183H18L16 186H15V183H13L14 185H12V183H10L9 186H10V185L15 186L16 190H15L14 187H13V189L15 190L16 197H18V194L20 193L19 195H21V197H23V199H21L20 196H19V199L25 201V203L27 202L26 200H28V201L31 203V205H34L33 209L30 208L31 210H33V212H31L30 214H29V212H28V214H27L26 212H27V207H28V205L26 204V205H25L26 208H23V209H22L21 206H23V205H22L21 203H23V201H20L19 204H21V205H19V204H18V205L21 207V210H20V208H18L19 206H17L18 209L16 208V206H15V208H16L17 210H20L21 212H23V213H22L23 216H22L21 213H17L16 211H13V212H16V213H17V214H15V216L17 215L16 218H15L16 220H17V217L20 216V214H21L22 217L20 216V218H21V220H20V218H19L20 221L17 220V221L12 222V221H13V219H12L13 215H12V216H10V215L6 216V215L3 213V212H5V211L1 210V208H0V264H87V263H86V262H88L87 260H88V259L91 260L92 258H93V260H91V261H89V262H90L91 264H93V261L95 262L96 259H99V258H100L99 255H96L97 253H96L95 255H94V253H93V256H97L96 259H94L93 256H92V258H91V256H89V255H88L89 257L86 256L87 254H89L88 252L85 253V254H84V252H83V251H85V249H86V251H87V249H89V247L86 245L87 247H85V249L82 251V253L84 254V255H83L84 257H83V259H82V258H81L80 251L83 249L82 246H83L85 243L81 242V239L78 238L79 242H81V243H79L78 240H77V242H78L79 244H82V243H83V244L80 246L79 244L74 243V242L76 241L77 238H76V239L73 238V239H75L74 242H72L73 239L71 240V239H69V238H65V241H67V242L64 243V242L62 241V239H63L64 237H63L62 235H61V236H62L63 238L58 236L59 234L63 233V232L60 233V231H63V230H64V227L66 228L68 224L74 222V213H73L71 210H70V211H67V212H66V210H64V212H61L62 214H59V216H53L54 219L51 217V218L53 219V221L55 220V222H56V224H57V227H55V225H56L55 222H54V223H53L52 221H51V223L49 222V221L51 220V218H49V220H46V221L44 220L43 222H41L42 220H41V221H40V220H37L36 216H37V217H40V216H44V214H46V213H47V215H49V213H50V212L47 210V208H49V206L51 207V205L53 204V200H54V198H53V200H50V199H51L50 197H51L52 194H51L49 191H51L52 193L55 191V190H54V191L51 190V188H50V187H53L54 184H53V185H49V184H48L50 187L47 185L48 188H50V190H48V188H47V192H48L49 194H51V195L46 196V193H47V192L44 191V192H46V193H44L43 191H41V192H42V195H43V196H42L41 193L38 194V192H39L41 189L43 190V188H42L43 186L40 187L41 189H39V187H37L39 191H38L37 188H36V192H35V190L32 189V188L34 187L32 184H31V185L33 186L32 188H31V185H30V187H29V185H28V186L25 188L26 185L24 186V184H22ZM43 183H44V184H43ZM67 183H68L67 185H68V188H69V185H70V184H69L68 181H67ZM114 183H116V182L114 181ZM120 183H121V184H120ZM120 183H117V184L121 185V187H124V186L122 185V182H121V181H120ZM5 184H6V183H5ZM5 184H4V185H5ZM55 184H56V183H55ZM88 184L90 185V183H88ZM88 184H87L86 186H88ZM117 184H116V185H117ZM21 185L24 186V187H21ZM58 185H59V184H58ZM61 185H62V184H61ZM12 186H10V187H12ZM17 186H18V187H17ZM44 186H45V185H44ZM47 186H46V187H47ZM65 186H66V185H65ZM5 187H6V186H5ZM7 187H8V186H7ZM7 187H6L5 189H7ZM46 187H44V188H46ZM56 187H57V186H56ZM60 187H61V186H60ZM63 187H64V186H63ZM119 187H120V186H119ZM126 187H127V186H126ZM126 187H124V188H126ZM22 188H23V189H22ZM53 188H54V187H53ZM10 189H11L10 192L12 193L14 190H12V188H10ZM17 189H18V191H20V192H18ZM55 189H56V188H55ZM61 189H64V188H61ZM117 189H118V188H117ZM127 189H128V188H127ZM127 189H124V190H123V191L126 190L124 194H121V192H119L120 194H118L116 197H115V194H114V193H113L114 195L112 194V195L114 196V198H116V199H115V202H113V201H112V202L114 203V206H113V207H114L115 213H116V215H117V222H118V223L121 225V227L123 228L122 230H116V231H115V235H116V236L114 237L115 239H114V241H113V244H114V243H115V244L118 243V241H119L118 238L120 237L121 231H124V232L126 231V232H129V233H130V232H132L131 229H133V228H132V226H133L132 224H133L134 220H133V222H131L132 224L129 223V222H127L126 220H128V221H129V220H132L130 217L132 216L133 212L135 211V210H134V208H135V207H134V204H135L136 202H134L135 200H134L133 192L131 191V189H129V191H127ZM7 190H8V189H7ZM59 190H60V189H59ZM68 190H69V189H68ZM68 190L64 189L65 192H67ZM16 191L18 192V194H17ZM65 192H64V193H65ZM117 192H118V190H117ZM62 193H63V191H62ZM62 193H61V195H62ZM68 193H69V191H68ZM109 193H110V192H109ZM44 194H45V195H44ZM55 194H56V192H55ZM58 194H59V192H58ZM65 194H66V193H65ZM65 194H63V196H65ZM12 195L15 196L14 193H13ZM12 195H10V196H12ZM47 195H48V194H47ZM59 195H60V194H59ZM63 196H62V198H63ZM67 196H68V195L66 194L65 197L67 198ZM52 197H53V195H52ZM57 197H61V196H56V200H57ZM11 198H12V197H11ZM25 198H26V199H25ZM48 198H49V199H48ZM68 198H69V197H68ZM176 198H177V197H176ZM112 199H113V197H112ZM135 199H136V198H135ZM200 199H201V198H200ZM49 200H50V201H49ZM61 200H62V199H61ZM13 201H14V200H13ZM15 201H19V200H18L17 198H15ZM15 201H14V202H15ZM57 201H58V203H60V202H59L60 199L57 200ZM57 201H56V202H57ZM199 201H201V200H198L197 202H199ZM51 202H52V204H50ZM56 202H55V203H56ZM197 202H196V203H197ZM25 203H24V204H25ZM27 203H28V202H27ZM30 203H29V204H30ZM58 203H57V204H58ZM31 205H30V206H31ZM58 205H60V204H58ZM136 205H137V204H136ZM193 205H194V204H193ZM193 205H192V206H193ZM202 205H203V204H202ZM0 206H1V204H0ZM5 206H6V205H5ZM8 206H9V205H8ZM8 206H7V207H8ZM30 206H29V207H30ZM139 206H140V205H139ZM139 206H138V207H139ZM192 206H191V208H192ZM9 207H10V206H9ZM60 207H61V206H60ZM5 208H6V207H5ZM5 208L2 207V209H5ZM51 208H55V211H57V209H58V208H56V206L53 207V205H52ZM51 208H49V209L51 210ZM136 208H137V206H136ZM136 208H135V209H136ZM8 209L10 210L11 208H8ZM25 209H26V210H25ZM62 209H63V208H62ZM139 209H140V208H139ZM5 210H7V209H5ZM58 210H59V209H58ZM189 210H190V208H189ZM20 211H18V212H20ZM25 211H26V212H25ZM28 211H29V210H28ZM43 211H44L45 213H44ZM136 211H137V209H136ZM136 211H135L134 216L136 215ZM7 212H8V211H7ZM11 212H12V210H11ZM52 212H53V210H52ZM57 212H58V211H57ZM137 212H138V211H137ZM5 213H6V212H5ZM9 213H10V212H9ZM41 213H43V215H41ZM59 213H60V212H59ZM188 213H189V211H188ZM10 214H11V213H10ZM12 214H13V213H12ZM18 214H19V215H18ZM24 214H25V215H24ZM39 214H40V216H38ZM53 214H55V213L53 212ZM137 214H138V217H139L140 214H139V213H137ZM28 215H29V216H28ZM26 216H27V217H26ZM8 217H11V220H12V221H11ZM23 217L25 218V219H24L25 221H23ZM28 217H29V218H28ZM45 217H46V216H45ZM132 217H133V216H132ZM135 217H136V216H135ZM167 217H168V216H167ZM167 217H166V218H167ZM169 217H170V216H169ZM27 218H28V219H27ZM42 218H43V217H42ZM129 218H130V219H129ZM166 218H165V219H166ZM38 219H40V218H38ZM134 219H136L135 223H138V221L141 222V220H142L141 217L139 218L140 220H139L138 218H134ZM168 219H169V218H168ZM168 219H167V220H168ZM176 219H178V218H176ZM188 219H189V218H188ZM190 219H191V218H190ZM26 220L28 221V224L25 223V222H27ZM167 220H166V221H167ZM125 221H126L128 224L125 223ZM168 221H169V220H168ZM168 221H167V222H168ZM170 221H171V219H170ZM170 221H169L168 224H170V225L173 227V223L171 224ZM191 221H192V220H191ZM195 222H196V221H195ZM124 223H125L126 225H125ZM135 223H134V224H135ZM164 223H166V222L164 221L162 224H164ZM162 224L160 223V225H162ZM168 224H167V225H168ZM187 224H189V223H187ZM187 224H186V225H187ZM24 225H25V226H24ZM26 225H27V226H26ZM135 225H137V224H135ZM167 225H165V226H167ZM170 225L168 226L169 229H167V230H172V229H171L172 227L170 228ZM179 225H180V224H179ZM184 225H185V224H184ZM68 226L71 227V225H68ZM139 226H140V225H139ZM165 226H164V227H165ZM60 227H62L63 229L61 230ZM159 227H160V226H159ZM174 227H175V226H174ZM186 227L188 228L189 226H185L184 228H186ZM137 228H138V226H137ZM139 228H140V227H139ZM157 228H158V227H157ZM162 228H163V227H162ZM59 229H60V230H59ZM134 229H135V228H134ZM164 229H165V228H164ZM57 230H58V232H59V233L57 234L59 240H56V239L53 240V239L55 238V236H56V231H57ZM109 230H110V228H109ZM152 230H153V229H152ZM155 230H156V229H154V231H155ZM182 230H183V232H182L183 234H184L185 231H187L186 229H185V231H184V229H180V232H181ZM133 231H135V230H133ZM136 231H137V229H136ZM140 231H141V230H140ZM140 231H138L136 234L138 235V233H139ZM147 231H148V230H147ZM156 231H157V230H156ZM156 231H155V233L152 231V232H153L152 234H153V235H154V234L157 235V234H156ZM161 231H162V230H161ZM149 232H151V230H150ZM164 232H165V231H164ZM204 232H205V231H204ZM53 233H55V234H53ZM109 233H110V231H109ZM142 233H143V232H142ZM145 233L148 234L147 232H145ZM157 233H159V232H157ZM167 233H170V231H167L166 234H167ZM182 233H180V234H182ZM185 233H186V232H185ZM122 234H123V233H122ZM125 234H127V233H125ZM125 234H124V235H125ZM132 234H133V233H132ZM134 234H135V232H134ZM134 234H133L132 236H133V237H136V236H134ZM146 234L144 235V233H143V234H141L142 236L139 234V235H138V238H139V236H141V237L143 238V236H146ZM152 234H151V237L153 236ZM52 235H55V236H53V238H52V240H51ZM148 235H150V234H148ZM148 235H147L146 237H149ZM155 235H154V236H155ZM159 235H160V234H159ZM168 235H169V234H168ZM64 236H65V235H64ZM129 237H130L131 239L129 238L128 241L132 240L131 233L129 234ZM141 237H140V238H141ZM156 237H157V236H156ZM160 237H161V235H160ZM166 237H167V236H166ZM60 238H61V243L63 242L64 244H63V243H62V244L59 243V244H61V245H60V246H59V245L57 246V244H58L57 242H60ZM120 238H121V237H120ZM126 238H128V237H126ZM138 238H136V240H137ZM140 238H139V239H140ZM152 238H153V237H152ZM152 238H149V239H152ZM87 239L90 240L88 244H90L91 242H92V243L94 242L93 245L96 244L95 241H93V240H91V239H89V238H87ZM100 239H101V238H100ZM100 239H99V241H98L97 243H99V242H103V241H104V240L101 241ZM146 239H147V238H145V240H146ZM149 239H148V240H149ZM154 239H155V237H154ZM156 239H159V238H156ZM164 239H166V238H162V240H164ZM63 240H64V239H63ZM70 240H71V241H70ZM82 240H83V239H82ZM116 240H117V241H116ZM136 240H134V238H133V241H135V242H133V241H131V242L135 245L134 248H136V247L138 246V250H139V251L142 249V247H141L142 244H143V247H146V242H149V241L146 240L145 245H144V243L141 244V241H142V239H141V241H139V242H140L139 244H141V245H140L141 248H139L138 240H137V241H136ZM145 240H144V238H143V241H145ZM126 241H127V240H126ZM143 241H142V242H143ZM151 241H152V240H150V242H151ZM53 242H54V243L56 242L57 244H56V243L54 244ZM124 242H125V241H124ZM124 242H123V244H124ZM136 242H137L138 245L135 244ZM154 242H155V241H154ZM73 243H74V244H73ZM125 243H126V242H125ZM160 243H162V242H160ZM102 244H103V243H102ZM102 244H101V243L97 244V245H96L97 248L99 247L98 249H101V248H102V250H103V248H104L106 245H104L103 247H100V245H102ZM104 244H105V243H104ZM118 244H119V245H118ZM118 244H117V245L120 246V248H119V251L115 254V256H117V257L113 256L114 253L111 255V256L114 257V259H115V260H114V259L112 258V259L114 260V261L112 260L114 264H135L136 262H138V261L140 260V257H141L142 255H145V254L147 255L146 250L144 251L145 254H141V256H140L139 254H137V255H139L140 257H139L138 261L135 262V260H137V259L135 258L136 254H135V256H134V252H135L136 250L133 251V253H132V249H131V248H128L129 251H130L131 253H129V252L127 251V253L124 255V256H125V257H124V256L120 255V250H123V247H122L123 244H122V243H121V244L118 243ZM153 244H154V243H153ZM153 244L151 243L152 247H153ZM167 244H168V242H167ZM167 244L164 245V246H168ZM78 245L81 247V249H80L79 251H78V249L76 248V247H78ZM90 245H92V244H90ZM90 245H89V246H90ZM111 245H112V244H111ZM117 245H116V246H117ZM127 245H128V243H127ZM148 245H149V244H148ZM158 245H159V244H158ZM160 245H161V244H160ZM94 246H95V245H94ZM113 246H114V245H113ZM118 246H117V247H118ZM128 246L130 247V245H128ZM131 246H132V244H131ZM83 247H84V246H83ZM132 247H133V246H132ZM91 248H94V247H91ZM109 248H111V246H110V247L108 246V247L105 248V249L109 250ZM114 248H115V246H114ZM126 248H127V246H126ZM134 248H133V250H134ZM149 248H150V250H151V247H149ZM149 248H148V249H149ZM159 248H160V247H159ZM167 248H168V247H167ZM167 248H166V249H167ZM115 249H116V248H115ZM136 249H137V248H136ZM146 249H147V248H146ZM162 249H164V247L161 248L160 250L162 251ZM89 250H90V249H89ZM107 250H106V251H107ZM116 250H117V249H116ZM138 250H137V251H138ZM153 250H154V248H153ZM156 250H157V248H156ZM86 251H85V252H86ZM104 251H105V250H103V252H104ZM137 251H136V253H137ZM147 251H148V250H147ZM161 251H160V252H161ZM164 251H165V250H164ZM151 252H152V251H151ZM155 252H156V254L159 253V251H158V253H157V251H155ZM140 253H141V252H140ZM142 253H143V249H142ZM90 254H91V252H90ZM110 254H111V253H110ZM117 254H118V255H117ZM153 254H154V253H153ZM100 255H101V253H100ZM85 256L88 257V259H86ZM98 256H99V257H98ZM111 256H109V257H111ZM154 256H156V255H154ZM109 257H108V260H109ZM106 258H107V257H105V256H104V258H103V257L100 258L101 261H99V262H100L99 264H108V262H109L111 259L107 262V259H106ZM116 258H117V261H116ZM137 258H138V257H137ZM147 258H149V256H148ZM153 258H154V257H153ZM153 258L150 257V259H148V261L151 260V259H153ZM249 258H250V257H249ZM84 259H86V260H84ZM104 259H105L106 261H105ZM142 259H144V256L141 257L140 262L143 261ZM145 259H146V257H145ZM145 259H144V260H145ZM156 259H157V258H156ZM156 259H153V261H156ZM151 261H152V260H151ZM89 262H88V264H90ZM134 262H135V263H134ZM156 262H157V261H156ZM156 262H155V263H156ZM96 263L98 264L97 261H96ZM110 263H111V261L109 262V264H110ZM113 263H112V264H113ZM152 263H153V262H152ZM136 264H138V263H136ZM148 264H149V262H148ZM153 264H154V263H153Z\"/></svg>",
  "mask_w": 264,
  "mask_h": 264
}]
</instances>
